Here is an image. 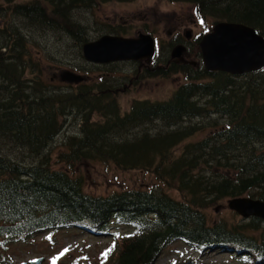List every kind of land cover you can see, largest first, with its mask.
Instances as JSON below:
<instances>
[{
    "label": "trees",
    "instance_id": "obj_1",
    "mask_svg": "<svg viewBox=\"0 0 264 264\" xmlns=\"http://www.w3.org/2000/svg\"><path fill=\"white\" fill-rule=\"evenodd\" d=\"M110 1L133 0H0V264L13 244L61 230L115 236L96 264H155L176 241L201 256L264 264L263 220L208 215L225 198L264 200V69L237 76L177 62L171 52L183 39L176 35L161 43L152 65L132 70L137 76L110 78L119 63H88L83 45L94 25L110 34L127 29L79 18ZM169 1L195 5L211 25L243 23L264 36V0ZM79 59L84 64L74 69L87 81L46 79L43 60L70 66ZM95 68L104 75L92 80ZM176 73L186 81L169 99L121 107L118 96L133 78ZM94 161L150 173L164 188L88 193L78 168Z\"/></svg>",
    "mask_w": 264,
    "mask_h": 264
},
{
    "label": "rangeland",
    "instance_id": "obj_2",
    "mask_svg": "<svg viewBox=\"0 0 264 264\" xmlns=\"http://www.w3.org/2000/svg\"><path fill=\"white\" fill-rule=\"evenodd\" d=\"M79 18L85 23H95L96 21L104 24H112L114 26L121 25L127 29V33H119L126 37H138L140 34H153L157 42L166 43L176 35L180 39H184L182 44L187 45L192 51L184 52V60L192 62L195 66L201 64L200 46L195 44V37L204 34L206 25H211V20H206L197 14L196 7L190 3L173 2L169 0H133L129 2L110 1L100 3L94 6L91 10L81 11ZM101 24L99 29L92 28L93 39H98L104 32L105 27ZM191 31V38L187 39L186 32ZM188 43H186V41ZM50 44L54 45L56 50L57 42L50 40ZM50 46V45H49ZM178 44L172 50L177 48ZM63 55V53H61ZM62 57V56H61ZM60 57V58H61ZM70 57L74 58V54L70 52ZM83 65L84 62L79 59L73 60L69 65L66 62L58 61L57 63L43 60L45 77L51 80L55 74H60L63 69L75 70V65L78 63ZM149 61H129L119 63L114 66L113 70L107 71L108 76L121 77L127 76L132 70L137 67L143 68L146 65H152ZM118 69V70H117ZM81 73V72H80ZM86 74V73H81ZM91 79H96L104 75L99 68L92 71ZM186 81V75L176 73L170 77H142L141 79L133 78L126 83L124 90L120 92L118 98L121 107L124 110L130 109V104L133 100L139 99H159L167 100L180 85ZM67 129L71 131L75 129L74 125L70 124ZM61 138L57 140L53 152L56 153L60 145ZM81 173L85 181V190L88 193L95 195H107L110 192L121 189L131 188H149L163 189L164 184L156 179L152 174L145 173L140 170L122 171L113 165L104 164L101 162H84L79 164ZM151 186V187H150ZM166 191L171 196L179 198V193L176 190ZM232 197L225 198L220 203L212 206L208 215L211 218H216L220 215H230L235 221H240L242 216L238 213H233L229 203ZM234 214V215H233ZM226 217V216H224ZM228 218V217H226ZM245 221V219H244ZM248 221V220H246ZM115 243L112 237H90L87 232L80 233L79 230L69 231H49L34 238L28 242H19L12 245L8 252L10 263L8 264H24L26 262L42 258L41 264H96L102 252L110 247V244ZM190 258V259H189ZM199 260V263H214V264H244L232 258L229 254L213 253L201 256L195 248H188L182 241L169 243L162 254L158 257L155 264H189Z\"/></svg>",
    "mask_w": 264,
    "mask_h": 264
},
{
    "label": "water",
    "instance_id": "obj_3",
    "mask_svg": "<svg viewBox=\"0 0 264 264\" xmlns=\"http://www.w3.org/2000/svg\"><path fill=\"white\" fill-rule=\"evenodd\" d=\"M191 37V31L186 32ZM204 66L209 71H224L234 75L258 72L264 68V36L257 29L231 21L217 22L212 31L200 41ZM83 57L92 63H111L117 61H150L157 54V44L151 34L138 37H125L105 34L99 39L83 45ZM184 45L180 44L172 52L178 61L183 60ZM62 81L79 83L87 76L71 70H63ZM230 208L244 218L257 217L264 220V201L250 197L233 198ZM41 260L30 264H41Z\"/></svg>",
    "mask_w": 264,
    "mask_h": 264
},
{
    "label": "flooded vegetation",
    "instance_id": "obj_4",
    "mask_svg": "<svg viewBox=\"0 0 264 264\" xmlns=\"http://www.w3.org/2000/svg\"><path fill=\"white\" fill-rule=\"evenodd\" d=\"M186 43H188L187 40H186ZM186 48H187V47H186Z\"/></svg>",
    "mask_w": 264,
    "mask_h": 264
},
{
    "label": "snow or ice",
    "instance_id": "obj_5",
    "mask_svg": "<svg viewBox=\"0 0 264 264\" xmlns=\"http://www.w3.org/2000/svg\"><path fill=\"white\" fill-rule=\"evenodd\" d=\"M111 249H109V251H110ZM106 255V254H105Z\"/></svg>",
    "mask_w": 264,
    "mask_h": 264
}]
</instances>
